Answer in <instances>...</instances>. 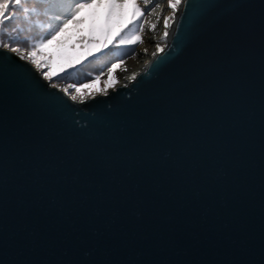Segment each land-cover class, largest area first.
Listing matches in <instances>:
<instances>
[{"label": "snow or ice", "instance_id": "snow-or-ice-1", "mask_svg": "<svg viewBox=\"0 0 264 264\" xmlns=\"http://www.w3.org/2000/svg\"><path fill=\"white\" fill-rule=\"evenodd\" d=\"M155 7L156 0H0V90L30 96L65 116L89 95L102 103L85 91L101 76L73 83L72 72L54 70L55 57L75 48L71 42L78 38L82 69L142 43ZM167 7L165 41L180 17L172 47L166 52L157 44L153 55H160L144 75L166 65L173 52L191 47L192 54L143 102L124 134L87 155L41 141L34 157L47 160L45 168L37 165L22 184L10 185L17 170L8 156L5 120L0 264H135L115 259L117 251L126 257L220 252L232 257L228 264H264V0H167ZM34 27L41 34L21 46L19 33ZM113 87L110 79L98 91L108 96ZM257 103L258 235L251 132ZM163 149L175 155L160 166L155 157ZM17 194L24 197L19 210L9 204ZM38 254L49 259H36Z\"/></svg>", "mask_w": 264, "mask_h": 264}, {"label": "water", "instance_id": "water-1", "mask_svg": "<svg viewBox=\"0 0 264 264\" xmlns=\"http://www.w3.org/2000/svg\"><path fill=\"white\" fill-rule=\"evenodd\" d=\"M258 4L259 0H253ZM258 11V9H257ZM180 23L177 15L176 21L170 27L165 51L172 47L173 38ZM192 54V48H185L173 52L169 62L162 66L158 71L149 72L157 56H153L146 65L145 69L138 73L125 88V85H117L109 89V95H95V100L102 103L95 104L94 98L89 97L84 104L74 103L75 112L68 113L66 116L59 111L46 108L40 101L23 96L17 98L13 94L0 90V158L3 157L4 149V124L8 122V156L14 163L17 170L15 176L9 177V183L22 184L25 175L31 173L32 169L39 165L43 170L48 163L41 156L35 159L39 142L43 141L49 147L58 149H72L78 155H87L98 151L105 146L109 137L124 134L127 131L128 123L138 115V109L144 101L152 98L158 92L160 86L167 82L180 69ZM24 63V62H21ZM28 68L34 67L30 64ZM39 75V73H36ZM116 93H119L117 96ZM70 103H73L69 101ZM119 116L120 120L113 121L109 117ZM252 138L255 147L256 168L254 173L255 203L253 206V218L257 235L259 230V114L258 103L256 106V116L251 128ZM59 154V153H58ZM175 155L174 150L163 149L156 154V162L163 166ZM73 169V174L76 173ZM3 177V169L0 168V178ZM10 208L17 210L23 207L24 197L17 194L15 199L9 200ZM43 207V205H38ZM3 217L0 216V222ZM103 228L101 226V233ZM102 238V237H101ZM36 259H49V257L37 255ZM117 260L131 259L135 264H149L152 261L181 259L190 264H228L232 259L220 252H192L187 255L173 257L171 255H136L126 257L121 252L114 253ZM7 264V260H6Z\"/></svg>", "mask_w": 264, "mask_h": 264}, {"label": "bare ground", "instance_id": "bare-ground-1", "mask_svg": "<svg viewBox=\"0 0 264 264\" xmlns=\"http://www.w3.org/2000/svg\"><path fill=\"white\" fill-rule=\"evenodd\" d=\"M157 1L158 0H156V3ZM164 2L165 6H159L157 10H155V8L154 10L156 12L148 15V23L144 27V43L140 49H138L135 57L120 69L119 79L115 86L128 85L133 80L130 79L131 77L136 76L145 69L148 62L154 56L153 53H156V45L160 44L161 46H166L167 40L165 41L163 37L165 31L164 18L170 14V10L167 7V0H164ZM146 7H151V5ZM152 24H156L155 31L151 28ZM163 41H165V45Z\"/></svg>", "mask_w": 264, "mask_h": 264}, {"label": "trees", "instance_id": "trees-1", "mask_svg": "<svg viewBox=\"0 0 264 264\" xmlns=\"http://www.w3.org/2000/svg\"><path fill=\"white\" fill-rule=\"evenodd\" d=\"M13 34L16 35V33H13ZM38 34H41L40 29L35 28V27L32 29L31 32L19 33V39L21 41V46H29L28 44L24 43L25 38L27 37L28 39H31ZM5 39L7 40L8 37L5 36ZM75 40H77V42H78V38H75L71 43H73ZM109 48L111 49V45H109ZM81 49L83 50L81 52V54L76 59H74L73 61H71L69 63V65L75 64L76 69H78V70L70 69L68 67L69 65L66 67L67 68L66 70L72 72V75L69 78L70 81L78 83V84L86 83L91 78H94L97 75H101L105 70L110 68L113 64L118 63L120 61H125L131 55L130 52H128V51L125 52L124 50L119 51L117 54H114V51H115L114 50L113 52H109L108 55L102 56L98 60H92L91 63H89L86 67L81 69L80 65L76 63L77 60H80L83 57L84 49L82 47H81ZM126 49H129V48H126ZM97 55H99V54H97ZM89 59L91 60L92 58L89 57ZM81 72H83V73H81ZM61 74H63V73H61Z\"/></svg>", "mask_w": 264, "mask_h": 264}, {"label": "rangeland", "instance_id": "rangeland-1", "mask_svg": "<svg viewBox=\"0 0 264 264\" xmlns=\"http://www.w3.org/2000/svg\"><path fill=\"white\" fill-rule=\"evenodd\" d=\"M148 18L149 17L147 15V20H148ZM122 23H126V21H122ZM142 40H143L142 43H137L136 45H134L133 47H131L129 49H124L125 52L128 51V52L131 53V55L124 61V63H120V67L117 68L114 73H112L110 75L107 74L108 73V69H109L108 68L101 75H99V76H101L100 81L96 82L95 85L91 89H85L86 93L87 92H93V93H96V95L101 94V92L98 91V90L103 89L104 87H106L107 81L110 80V79L113 80V84H114V87H115V85L117 84L118 79H119L118 76H119L120 69L126 63H129L135 57V55L138 52V49H140V47L143 45V43H144V32L142 34ZM73 43L76 44V47L75 48L69 46V47H67L64 50H61L57 54V56L55 57V59H54L53 67H54V70L57 71L58 73H62L61 72V68L62 67L64 69H67L66 67L69 65V63L71 61H73L74 59H76L81 54V52L83 51L81 49L79 43L77 42V40H75ZM163 43L165 45V41H163ZM81 73H83V72H81ZM113 77H114V79H113ZM94 78H91L89 81H87L86 83H82V84H88L91 81H93ZM73 83H75V82H73ZM88 97H93V96L89 95Z\"/></svg>", "mask_w": 264, "mask_h": 264}]
</instances>
